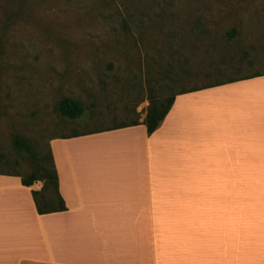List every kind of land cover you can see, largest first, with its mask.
Returning <instances> with one entry per match:
<instances>
[{"label": "crops", "instance_id": "0c3cea01", "mask_svg": "<svg viewBox=\"0 0 264 264\" xmlns=\"http://www.w3.org/2000/svg\"><path fill=\"white\" fill-rule=\"evenodd\" d=\"M50 140L67 209L0 172V264H264V72ZM72 133V132H71Z\"/></svg>", "mask_w": 264, "mask_h": 264}, {"label": "rangeland", "instance_id": "374dc122", "mask_svg": "<svg viewBox=\"0 0 264 264\" xmlns=\"http://www.w3.org/2000/svg\"><path fill=\"white\" fill-rule=\"evenodd\" d=\"M264 72V0H0V171L74 130L140 120L151 98ZM64 96L84 113L55 109ZM51 145V144H50Z\"/></svg>", "mask_w": 264, "mask_h": 264}, {"label": "trees", "instance_id": "16d2710c", "mask_svg": "<svg viewBox=\"0 0 264 264\" xmlns=\"http://www.w3.org/2000/svg\"><path fill=\"white\" fill-rule=\"evenodd\" d=\"M260 74V73H256ZM234 78L216 81L212 84H205L181 91L163 99L151 98L150 105L147 110V115L144 123L147 126L149 134H152L161 125L167 114L169 113L175 97L178 93L197 90L203 87L221 84L226 81H231ZM55 109L69 119L80 117L85 111V105L80 99L64 96L55 105ZM139 120L121 123L109 128L123 127L128 125L139 124ZM79 130H74L72 133L62 135V137L78 135ZM14 146L22 155H26L28 167L24 173L15 171H0L3 173L17 174L22 177L24 185L31 186L37 181H42L43 186L40 190H33V196L39 213L45 214L54 211H63L67 209L65 200L60 192L59 175L53 157L50 142L47 144V150L42 151L38 143L31 139L16 134L13 139Z\"/></svg>", "mask_w": 264, "mask_h": 264}]
</instances>
